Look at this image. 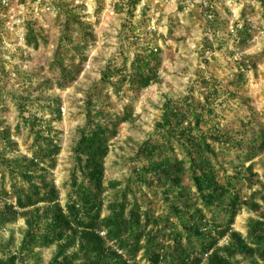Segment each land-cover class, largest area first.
<instances>
[{
    "label": "trees",
    "instance_id": "16d2710c",
    "mask_svg": "<svg viewBox=\"0 0 264 264\" xmlns=\"http://www.w3.org/2000/svg\"><path fill=\"white\" fill-rule=\"evenodd\" d=\"M70 21L79 25L85 38L92 37L76 14H69ZM238 33L243 36L240 41L248 39L247 28ZM25 43L39 45L32 25L27 27ZM81 44L60 38L51 63L57 70L58 88H65L81 72L85 46ZM70 52L71 61L65 63ZM161 61L156 48L142 49L129 64H109L102 71V87L85 101V122L73 147L65 204L51 177L61 151L53 124L61 119L59 106L48 105L54 107L47 119L36 113L24 115L25 101L17 103L21 120L15 130L21 124L27 128L29 154L20 153L11 128L0 121V231L20 218L26 226L17 251L0 253V264H44L38 250L51 246L57 249L45 264H129L128 259H137L141 252L146 264H234L238 255L255 254L264 262V209L258 201L264 196L262 189H254L258 183L254 160L264 151V124L252 128L250 137L223 126L219 108L236 93L212 75L198 74V97L193 87L182 97L164 101L153 136L140 144L134 156L132 182L103 216L105 159L119 126L135 114L131 104L121 113L108 109L110 96L104 86L110 84L116 96L125 87L137 94L159 81ZM248 68H256L252 58L238 64L229 84L241 86L243 70ZM230 151H235L228 161L231 173L225 167ZM186 172L194 192L182 184ZM132 184L159 189L168 213L155 218L150 208L136 199L130 201ZM118 185L110 183L113 188ZM244 189L250 191L248 197L243 196ZM243 207L257 216L251 219L246 236L233 227ZM226 237L229 243L221 246Z\"/></svg>",
    "mask_w": 264,
    "mask_h": 264
},
{
    "label": "rangeland",
    "instance_id": "374dc122",
    "mask_svg": "<svg viewBox=\"0 0 264 264\" xmlns=\"http://www.w3.org/2000/svg\"><path fill=\"white\" fill-rule=\"evenodd\" d=\"M77 1L81 0H52V5L57 8L56 15L47 11L44 2L38 0H19L10 9H0V121L11 128L20 153L29 154L31 138L27 128L21 124L19 131L15 130L21 120L17 103L25 101L24 115L36 113L47 119L52 117L50 109L54 107L48 105L59 106L61 119L53 124L58 131L61 151L51 177L60 191L62 204H65L70 190L73 147L85 122V101L89 93L102 87L100 78L107 65L121 66L125 61L129 64L134 54L142 49L156 48L159 53L162 61L158 82L137 94L125 87L118 96L113 94L110 84L104 86L110 96L105 104L108 109L121 113L126 105L131 104L135 114L131 121L119 126L118 135L111 141L105 159L107 190L103 216L109 213L110 204L118 201L125 187L132 182V169L137 163L134 156L140 144L153 136L164 101L182 97L193 87L198 97V86L195 85L198 74L212 75L236 93L225 99L219 108L221 124L229 131L237 135L243 132L245 137H250L252 128L264 124V2L249 4L240 11L239 21L243 27L248 26L247 19L253 18L255 28L248 39L238 42L231 28L236 21L229 12L221 11L212 23L213 34L206 35L207 24L197 10L181 15L173 4L155 0H145L138 5L122 0L116 3L93 0L90 8ZM70 13L80 17L92 37L85 38L78 24L67 22ZM10 17L21 20L18 28L24 27L25 35L27 27L32 25L39 37L38 47L18 40L15 33L6 29L5 23ZM62 36L85 46L80 57L84 58L80 61L81 72L65 88H58L55 83L57 70L51 63ZM70 55L71 52L65 63L71 61ZM251 58L256 68L243 70L245 80L241 86L230 85L229 81L237 74L238 64ZM74 61L79 63V58ZM225 157V167L231 173L232 165L228 161L234 159L235 151L228 152ZM254 170L258 179L254 189H262L264 196V151L254 160ZM114 181L119 183L115 188L110 186ZM182 184L195 191L188 172L184 174ZM131 187L130 201L136 199L150 208L155 218L168 213L159 189H148L145 185L139 188L133 184ZM249 193L247 189L242 192L245 197ZM258 201L264 209V199L258 198ZM252 218H257L256 214L243 207L235 219L234 229L246 236ZM25 228L24 220L20 218L0 231V243L4 246L0 253L17 251ZM228 243L227 237L220 241L221 246ZM56 249L51 246L38 250L44 264L49 262ZM138 257L139 264H146L142 252ZM234 264L264 262L256 254L238 255Z\"/></svg>",
    "mask_w": 264,
    "mask_h": 264
},
{
    "label": "built area",
    "instance_id": "2783aa9c",
    "mask_svg": "<svg viewBox=\"0 0 264 264\" xmlns=\"http://www.w3.org/2000/svg\"><path fill=\"white\" fill-rule=\"evenodd\" d=\"M15 1L19 0H0V9L6 10L10 9V7L13 5ZM44 2L46 5V10L50 11L54 15L57 13L56 6L52 5V0H38V2ZM65 1V0H61ZM69 1V0H68ZM108 2L116 3L119 0H106ZM128 3H136L142 4L145 0H122ZM162 2L166 4H173L176 9L179 11L181 15H187L191 13L194 10H197L199 14L201 15L202 19L205 21L206 29L205 33L206 35H212L214 32L212 23L214 20L217 19L219 13L222 12H229L233 18H235L236 23H233L231 26L232 32L234 34V37L239 42L240 37L239 36V30H242L243 28H247L248 34L252 33L253 29L255 28V20L253 18H249L248 20V26H244L239 21L240 20V11H242L247 5L249 4H256L260 3L261 1L264 2V0H155V2ZM79 3L85 4L86 7L90 8L92 7L93 0H81L77 1ZM21 22L20 19L13 20L12 17L5 23L6 29L11 32L15 33L18 40L24 41L25 40V30L24 27L18 28L19 23ZM262 28L264 29V25H262ZM156 30V28H154ZM263 31H260L262 33ZM4 44L7 45L6 42ZM1 56V54H0ZM100 234L105 237L106 231L102 230L100 231ZM120 253L122 251H119ZM139 257L137 259H128L129 264H139Z\"/></svg>",
    "mask_w": 264,
    "mask_h": 264
}]
</instances>
